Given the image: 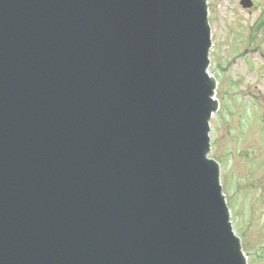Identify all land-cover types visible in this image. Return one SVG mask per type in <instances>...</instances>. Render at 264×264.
<instances>
[{
	"label": "water",
	"instance_id": "water-1",
	"mask_svg": "<svg viewBox=\"0 0 264 264\" xmlns=\"http://www.w3.org/2000/svg\"><path fill=\"white\" fill-rule=\"evenodd\" d=\"M211 48L208 0H0V264H248Z\"/></svg>",
	"mask_w": 264,
	"mask_h": 264
},
{
	"label": "rangeland",
	"instance_id": "rangeland-1",
	"mask_svg": "<svg viewBox=\"0 0 264 264\" xmlns=\"http://www.w3.org/2000/svg\"><path fill=\"white\" fill-rule=\"evenodd\" d=\"M208 0L212 31L209 72L218 81L219 108L210 121V158L234 230L249 254L264 264V0Z\"/></svg>",
	"mask_w": 264,
	"mask_h": 264
}]
</instances>
